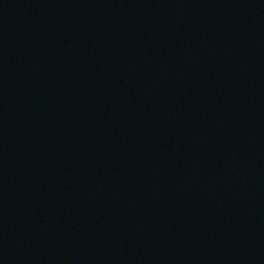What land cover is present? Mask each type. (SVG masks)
Instances as JSON below:
<instances>
[{"label": "water", "instance_id": "water-1", "mask_svg": "<svg viewBox=\"0 0 264 264\" xmlns=\"http://www.w3.org/2000/svg\"><path fill=\"white\" fill-rule=\"evenodd\" d=\"M0 264H264V0H0Z\"/></svg>", "mask_w": 264, "mask_h": 264}]
</instances>
